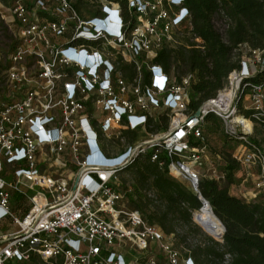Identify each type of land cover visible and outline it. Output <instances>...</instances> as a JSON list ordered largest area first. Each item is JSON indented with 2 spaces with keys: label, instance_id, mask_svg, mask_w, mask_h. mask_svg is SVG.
<instances>
[{
  "label": "built area",
  "instance_id": "2783aa9c",
  "mask_svg": "<svg viewBox=\"0 0 264 264\" xmlns=\"http://www.w3.org/2000/svg\"><path fill=\"white\" fill-rule=\"evenodd\" d=\"M83 1L94 5L93 15L84 18L75 0H15L8 9L16 45L4 72L10 100L0 102V221L9 218L16 229L0 230V264H195L173 234L127 207L113 181L146 152L195 195L203 178L224 180L215 166L202 169V127L214 116L236 138L231 157L238 172L254 177L264 193V145L252 139L256 127L264 132V79L242 87L263 69L264 49L239 45L248 53L240 68L191 110L195 74L177 79L154 63L161 50L189 36L184 0H127L135 15L127 21L116 3ZM156 109L170 114L167 129L113 153L108 143L124 141V131L145 130ZM12 191L31 203L23 218L10 210ZM131 253L146 261H127ZM230 260L226 254L223 264Z\"/></svg>",
  "mask_w": 264,
  "mask_h": 264
},
{
  "label": "trees",
  "instance_id": "16d2710c",
  "mask_svg": "<svg viewBox=\"0 0 264 264\" xmlns=\"http://www.w3.org/2000/svg\"><path fill=\"white\" fill-rule=\"evenodd\" d=\"M105 1L118 4L126 21L135 19L127 0ZM74 5L83 16V11L89 10L93 4L75 0ZM184 5L190 14L189 36L175 49L161 50L154 63L166 73H173L177 79L186 73L195 74L189 108L196 110L203 101L213 97L224 86L232 70L240 68L239 45L246 44L251 50L264 49V0H184ZM40 15L47 17L45 13ZM215 18L224 23L223 31L216 28ZM195 39H199L200 43L195 42ZM146 76L144 72V78ZM262 79L264 67L246 79L242 87L258 83ZM196 96L198 100L194 102L192 99ZM237 105L240 114L246 117L250 115V110L241 102ZM152 122L149 119L148 128L152 126ZM155 124L153 131L164 132L167 129L164 126L160 130ZM131 135L128 131L122 133L125 139H129ZM227 137L232 142L236 140L234 136ZM113 143L119 144V141L114 140ZM189 143L192 146H203L198 140L192 142L191 139ZM150 154L146 152L136 157L127 166L132 169L138 186L129 196L133 204L131 209L139 211L163 235L173 234L175 239L178 228L190 227L192 212L200 211L206 204H201L195 194L169 177L167 170H160L155 163H151ZM161 158L165 156L161 155ZM238 170L237 162L227 154L224 157V184L220 186L215 181H203L199 185V191L210 203L212 212L209 225L203 226L196 220L197 224L208 235L222 241L211 240V246H198L190 251L189 255L196 264H200L199 257L209 263L223 264L226 254L231 256L228 264H264V201L247 203L229 194ZM23 199L24 196L19 192L10 193L15 210L21 214L25 212V216L31 203L28 201L29 207H22ZM186 236L187 234L182 239L185 240ZM141 260L146 261L144 255L139 262Z\"/></svg>",
  "mask_w": 264,
  "mask_h": 264
},
{
  "label": "rangeland",
  "instance_id": "374dc122",
  "mask_svg": "<svg viewBox=\"0 0 264 264\" xmlns=\"http://www.w3.org/2000/svg\"><path fill=\"white\" fill-rule=\"evenodd\" d=\"M14 1L15 0H1L2 7L0 8V102L10 100L9 98L10 94L8 92L7 85L5 82L4 72L9 66L8 57L16 45V42L13 38V27H11V24L9 23L10 13L8 11V9L11 7ZM93 6L94 5H91L89 7V10L86 9L83 11L84 18L94 14L95 8H93ZM214 23H215L216 28L219 31H223L224 23L222 21H220L218 18H215ZM241 55H248L246 47L241 48L240 56ZM188 97H189V102H191V92ZM192 100L194 102L197 101L198 96L193 97ZM151 114L153 116L152 120L155 119L156 124L154 123V120H153L152 126L150 128L147 127L145 131H142L141 134L135 137V142L138 143L142 140L145 141L149 139V134L153 132V129L155 128L154 124L156 125V127L159 126L160 130H163L164 126H167L168 121H169L168 115H170L167 111H165L164 109H156L152 111ZM202 132L204 136L203 142H204V145L206 146L205 158L202 161L203 172L206 173L211 164L217 168L218 172L223 173L224 157L227 154L231 155L235 147V144L232 142V140L228 139L221 122L214 116L208 117V119L206 120V122L204 123L202 127ZM132 139L133 137H130L129 139H125L124 141L118 140L119 144L113 143L111 141L108 143V145L114 151L113 153H116L117 151L122 150L123 145L127 144L128 142H132ZM252 139L256 144L264 145V132H262L259 128L256 127L254 129ZM194 141L196 140L192 139V142ZM10 172H11V168L9 167L7 168L6 173L10 174ZM7 179L9 181L11 180V177L7 176ZM224 180L217 182V184L222 186L224 184ZM203 181H210V180L203 178L201 182ZM178 182H180L188 190H190L193 194H195V192L190 188L187 182H182V181H178ZM255 184H256V181L254 180V177L252 176L246 177L243 174V172L241 171L237 172L235 174V181L229 188V194L231 196L240 198L241 200L247 203L262 202L264 201V193L260 192V190L257 189ZM113 185H115L119 189H123L122 187H124L123 191L125 192L126 198H127L126 205L129 208H133V204L131 203L129 196L130 194L131 195L133 194V191L136 188H138V186H137L136 179L134 177V173L132 169L127 167L121 170L120 172H118L116 175V179L113 181ZM126 191H128V193ZM13 203H14L13 201H10L11 212L13 214H17V217L22 218L25 212H23L20 215L19 212L15 210ZM24 205L29 207V202H28L27 197H24L22 201L21 206L23 207ZM206 207L209 210L210 218H211L212 208L211 206H206ZM205 213H206V209L204 210V207L200 211H197V212L193 211L191 214L190 227L178 228L177 235L175 238V245L182 253H184L185 251L190 252L193 249L197 248L198 246L200 248H203L205 246H211L212 244L211 240L215 242L222 241V239L216 240L210 235H208L206 233L207 231L205 232L196 223L198 221L203 226H206L203 224V222H206V221L202 219V217L206 215ZM194 218L195 220H197L196 222ZM6 229L13 231L16 229V226L13 223H10L4 230L0 228L1 231H6ZM185 234H187V236H186V239L183 240L182 237H184ZM183 256L185 257L184 254ZM141 257H142L141 255H138L136 253H131L129 254V256H127L126 260L133 261L134 259H140ZM141 262H144V260H141ZM199 263L200 264H213V263H209L203 257H199Z\"/></svg>",
  "mask_w": 264,
  "mask_h": 264
},
{
  "label": "crops",
  "instance_id": "0c3cea01",
  "mask_svg": "<svg viewBox=\"0 0 264 264\" xmlns=\"http://www.w3.org/2000/svg\"><path fill=\"white\" fill-rule=\"evenodd\" d=\"M155 121H156V120H155ZM155 121H154V122H155ZM142 131H145V130H141V131L138 132V133H133V132H131V133H132L131 137H133L132 140H135V137L138 136L139 134H141ZM155 133H160V132H158V131H153V132H151L149 135H153V134H155ZM143 141H144V140H142V141H140V142H138V143H142ZM136 143H137V142H136ZM103 148H105V147L102 146V149H103ZM10 201H12V200H10ZM18 212H19V214L21 215L20 211H18ZM14 215L17 216V214H14ZM10 223H12V222H11V220H10L9 218L4 219L3 221L0 222V228H2V229L4 230V229H5ZM13 231H14V230H13ZM1 232H3V233H8V232H12V231L9 230V229H6V231H1Z\"/></svg>",
  "mask_w": 264,
  "mask_h": 264
},
{
  "label": "bare ground",
  "instance_id": "6f19581e",
  "mask_svg": "<svg viewBox=\"0 0 264 264\" xmlns=\"http://www.w3.org/2000/svg\"><path fill=\"white\" fill-rule=\"evenodd\" d=\"M238 119H239V118H238ZM238 121L243 122V123L246 122V121H242L241 119H239ZM246 127L249 128V124H247ZM120 160H121V159H119L117 162H120ZM202 204L205 205L204 202H203ZM206 206H211V205H210V203H208V204H206V205L204 206V210L206 209V213H205L206 215L203 216L202 219L206 221V222H203V224L207 226V225L210 224V222H211V218H210L209 210H208V208H207ZM211 212H212V211H211ZM215 215H216V214H215ZM217 218H218V217H217ZM194 220H195V218H194ZM195 222H196V220H195ZM196 223H197V222H196Z\"/></svg>",
  "mask_w": 264,
  "mask_h": 264
},
{
  "label": "water",
  "instance_id": "95a60500",
  "mask_svg": "<svg viewBox=\"0 0 264 264\" xmlns=\"http://www.w3.org/2000/svg\"><path fill=\"white\" fill-rule=\"evenodd\" d=\"M196 115H198V113L196 114ZM196 196H197V199L199 200V202L202 204L203 202L205 203V204H208L209 202L201 195V193L199 192L198 194H196ZM194 221V220H193ZM224 227V226H223ZM224 232H225V228H224ZM224 234V233H223ZM223 234H222V236H223ZM222 236H221V238H222Z\"/></svg>",
  "mask_w": 264,
  "mask_h": 264
},
{
  "label": "clouds",
  "instance_id": "9594fccd",
  "mask_svg": "<svg viewBox=\"0 0 264 264\" xmlns=\"http://www.w3.org/2000/svg\"><path fill=\"white\" fill-rule=\"evenodd\" d=\"M110 18V16H108V19Z\"/></svg>",
  "mask_w": 264,
  "mask_h": 264
}]
</instances>
